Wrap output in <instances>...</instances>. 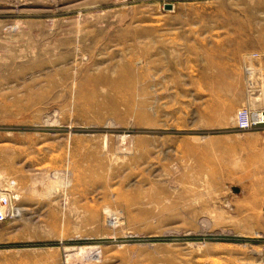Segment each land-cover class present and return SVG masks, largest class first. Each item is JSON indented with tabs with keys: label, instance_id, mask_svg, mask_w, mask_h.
<instances>
[{
	"label": "rangeland",
	"instance_id": "1",
	"mask_svg": "<svg viewBox=\"0 0 264 264\" xmlns=\"http://www.w3.org/2000/svg\"><path fill=\"white\" fill-rule=\"evenodd\" d=\"M256 58L264 0H0V264H259Z\"/></svg>",
	"mask_w": 264,
	"mask_h": 264
},
{
	"label": "built area",
	"instance_id": "2",
	"mask_svg": "<svg viewBox=\"0 0 264 264\" xmlns=\"http://www.w3.org/2000/svg\"><path fill=\"white\" fill-rule=\"evenodd\" d=\"M237 127L240 130H249L251 128L257 127L264 124V109L259 111H251L247 108H243L238 111V116L236 119ZM4 212L0 208V221L5 219ZM261 264H264V246L260 254Z\"/></svg>",
	"mask_w": 264,
	"mask_h": 264
},
{
	"label": "crops",
	"instance_id": "3",
	"mask_svg": "<svg viewBox=\"0 0 264 264\" xmlns=\"http://www.w3.org/2000/svg\"><path fill=\"white\" fill-rule=\"evenodd\" d=\"M241 69L244 71V73H246V77L248 80H250L252 83L253 80L254 82H256L254 83V86L257 87L255 93H258V96H255L256 98H258L256 99V102L258 103L257 107L259 109H264V88L262 92H260L259 89L261 80H264V58L262 61L259 58H256L254 60L245 62L244 66H242Z\"/></svg>",
	"mask_w": 264,
	"mask_h": 264
},
{
	"label": "bare ground",
	"instance_id": "4",
	"mask_svg": "<svg viewBox=\"0 0 264 264\" xmlns=\"http://www.w3.org/2000/svg\"><path fill=\"white\" fill-rule=\"evenodd\" d=\"M256 101H257V100H256ZM2 211H3V212H6L4 208H2ZM82 248H83V247H82ZM84 250H85V249H84ZM82 251H83V250H82ZM82 251H81V253L84 252V251H83V252H82ZM259 264H261V260L259 261Z\"/></svg>",
	"mask_w": 264,
	"mask_h": 264
}]
</instances>
